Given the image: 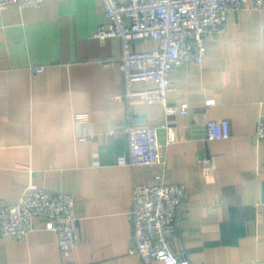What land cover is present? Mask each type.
<instances>
[{
    "label": "crops",
    "instance_id": "0c3cea01",
    "mask_svg": "<svg viewBox=\"0 0 264 264\" xmlns=\"http://www.w3.org/2000/svg\"><path fill=\"white\" fill-rule=\"evenodd\" d=\"M105 23L98 0L0 9V199L16 203L31 180L71 195L76 264H144L130 254L126 212L133 186L160 170L164 183L186 192L170 241L179 264H264V140L255 137L264 112V8L228 13L202 63L173 69L167 105L186 104L184 115L126 97L120 40L92 37ZM156 47L132 42L131 51ZM211 120H226L229 137L207 141ZM162 123L174 139L157 130L160 163L130 167L126 127ZM0 264H63L56 234L34 220L25 238L0 240Z\"/></svg>",
    "mask_w": 264,
    "mask_h": 264
},
{
    "label": "built area",
    "instance_id": "2783aa9c",
    "mask_svg": "<svg viewBox=\"0 0 264 264\" xmlns=\"http://www.w3.org/2000/svg\"><path fill=\"white\" fill-rule=\"evenodd\" d=\"M45 0H0V9L9 6L38 8ZM106 18L104 25L92 33L97 40L118 38L121 43L120 70L126 97H141L147 105L160 104L165 116L186 114L187 105H167V94L173 91L170 75L174 68L188 63L201 64L210 37L226 32L228 13L246 8L260 12L264 0H98ZM155 41L157 47L145 52L131 51L132 42ZM40 73L43 68L33 69ZM135 83H149L151 88L136 91ZM78 121L87 122V116ZM166 129L168 142L174 130L166 123L148 127L128 125L125 129L130 167H154L160 163L157 130ZM116 130L109 131L114 135ZM83 137V136H82ZM80 137V138H82ZM229 137L226 120L206 124V140ZM255 137L264 140V112L261 113ZM208 169L206 161H201ZM186 198L181 185L166 184L162 171L156 170L149 184H135L132 204L126 216L133 228L134 245L130 254L144 264H179L171 252L170 241L176 231V215ZM74 197L52 193L32 180L14 204L0 199V240L25 238L36 219L45 220L46 229L56 234L63 264H76L74 257L80 245Z\"/></svg>",
    "mask_w": 264,
    "mask_h": 264
}]
</instances>
